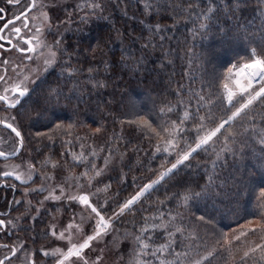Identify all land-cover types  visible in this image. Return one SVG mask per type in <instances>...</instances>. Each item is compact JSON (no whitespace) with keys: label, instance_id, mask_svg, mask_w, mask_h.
I'll return each mask as SVG.
<instances>
[{"label":"trees","instance_id":"1","mask_svg":"<svg viewBox=\"0 0 264 264\" xmlns=\"http://www.w3.org/2000/svg\"><path fill=\"white\" fill-rule=\"evenodd\" d=\"M99 2L87 22L79 8L63 13L71 24L58 67L30 93L20 118L43 170L89 174L108 163L112 199L102 212L111 215L194 146L200 116L203 135L230 115L219 98L222 76L252 50L264 55V0ZM141 117L151 127L135 122ZM173 122L180 131L170 136ZM232 128L239 134L227 145L221 130L207 152L194 153L116 223L148 226L156 243L171 240L167 255L180 253L177 264H264L257 247L264 246V97ZM172 139L175 147L163 151Z\"/></svg>","mask_w":264,"mask_h":264},{"label":"rangeland","instance_id":"2","mask_svg":"<svg viewBox=\"0 0 264 264\" xmlns=\"http://www.w3.org/2000/svg\"><path fill=\"white\" fill-rule=\"evenodd\" d=\"M93 2L99 4V7L93 9L88 6ZM37 5L38 7H36V12L34 13V23L44 29H42V35H39V39L43 44L37 46V52L30 63L22 62L19 66H14L13 64L10 67L8 78V86L16 84H21V86L26 85L29 94L32 90L38 88L46 75L58 67L61 50L63 48L62 40L69 30V24H71V22L69 24L67 23L69 21L67 18L60 19L63 13H65L66 10L67 13H69L68 11L71 10L72 7H76L79 8L77 14H81L82 17H85L89 15L90 11L100 9L101 7L99 0H37ZM81 5H84V7L81 8ZM41 12L47 13L49 18L48 21L45 22L43 20ZM48 33H50V35H48ZM57 41L59 42L58 44ZM50 49L55 52L56 55L53 58L54 62L51 67H46L45 60L49 58ZM12 63L14 62H9V65ZM25 77H27V79H25ZM259 87V84H254L255 89ZM172 141V146L166 143L162 149L167 146L168 151L172 150L176 142L175 139H172ZM30 146V142L26 141L24 158L20 160L18 164H13L14 167H12V169L21 177V179H19L21 180V184L28 186V188H32L31 191H36L37 195H34V202H38V204L35 206L34 210H38L40 215L41 210L45 209V211L53 214L50 219L49 216L46 218L49 223L41 227V230L45 232L49 229V236L54 237L56 242H59V245L54 246L52 250L60 249L63 251V245L67 242L68 251L72 245L79 246L88 236L94 234L98 217L95 213L91 212L89 206L80 203L77 199H71V197L87 195L91 206L96 207L106 221L109 217H114L111 220V227L107 232L102 234L101 237L92 240L90 246L82 250V259L70 257L67 260V264H85V261L87 264H136L139 246L135 237L141 236L151 244L152 247L147 250L149 253L161 245L160 243H156L151 233L150 235L147 234L149 231L148 226V231L141 232L143 226L127 228L121 227L116 223L119 219H126L129 210L147 193L141 197L138 202L131 205L130 209H126L122 215H115L120 212L121 208L115 210L111 215H106L102 212V209L107 207L106 205L109 199H112V193L109 190L110 187L107 181L103 180L110 170V166H107L108 163L105 162L98 167L94 166V169H92L87 176L83 175L85 172H72L68 174L47 172L43 170L46 166L43 164L40 166L37 164L38 161L35 162L34 159L31 158L32 150ZM29 165H33L34 169H30ZM96 172L100 174L96 175ZM29 173H31L30 176ZM24 180H27V183H24ZM95 182H98L99 186H95ZM61 189H63V192H61ZM52 196L60 197V199L50 198ZM133 196H131V198ZM106 198L108 199L105 200ZM98 202L101 204L100 207L98 206ZM34 216L36 217L37 213H35ZM70 224L72 225L71 229L68 228ZM53 231L56 235H52ZM60 233H64V239L60 238ZM169 241L171 240L168 239L164 244H170L171 242ZM29 244L32 243L30 242ZM167 253L168 250L156 253V255L140 256V260L147 261L148 264H160L161 259L170 261L175 260L177 264L178 258L175 256L169 258Z\"/></svg>","mask_w":264,"mask_h":264},{"label":"flooded vegetation","instance_id":"3","mask_svg":"<svg viewBox=\"0 0 264 264\" xmlns=\"http://www.w3.org/2000/svg\"><path fill=\"white\" fill-rule=\"evenodd\" d=\"M29 7L30 0H20L19 3L11 4L8 0H0V8L4 9L0 14V29H2L0 35L6 37L0 40V45H3L0 47V77L3 78L0 79V95L7 94L9 101H14L18 95L10 91L15 85L8 86L10 67L13 64L19 66L22 62L30 63L37 52V47L35 52H22L18 48L27 49L29 45L24 43L27 39H32V46H36L33 37L38 34L37 28L43 29L34 23L36 8L27 11ZM24 12H27V28L23 26L25 17L22 15L21 19L15 20V24H9L4 28L6 21L14 20L17 15ZM13 27H20L21 32L19 34L12 32ZM9 40L11 43L8 42ZM13 45H18V48ZM9 62L14 63L9 65ZM29 95L27 93L22 97L14 108L0 101V152H4L7 157V159L0 157V220L4 221V224L0 225V261L3 264H57L58 260L63 259L62 256H46L44 252H51L59 242L49 236V229L46 232L41 230L42 226L49 223L46 218L49 216L50 219L53 214L45 209L41 210L40 215L38 210H34L38 204L34 202L36 191H31L32 188L21 184V180L16 179L17 172L12 169L13 164H18L24 158L26 142L20 115ZM8 124L20 133L19 137L12 128L7 127ZM5 171L12 172L13 175L4 176L2 173ZM35 213H37L36 217ZM30 242L32 244H29ZM63 246V252L67 253V242ZM64 264H67V260H64Z\"/></svg>","mask_w":264,"mask_h":264},{"label":"snow or ice","instance_id":"4","mask_svg":"<svg viewBox=\"0 0 264 264\" xmlns=\"http://www.w3.org/2000/svg\"><path fill=\"white\" fill-rule=\"evenodd\" d=\"M20 0H8V3H19ZM89 7L95 9L99 7V4L91 3L88 5ZM38 7L37 0H30V7L27 11H31L32 8ZM81 8L84 7V5L80 6ZM213 9H209L211 12ZM4 12V9L0 8V14ZM21 15L25 17L24 20V27L27 28V12L21 13L20 15H17L14 20L6 21L4 24V28H7L9 24H15V20L21 19ZM41 15L43 16V20L46 22L48 21V15L45 12H41ZM207 18V17H205ZM35 19V17H34ZM82 20L84 22H87V16L83 17ZM50 27V25H49ZM207 25L202 24L201 28H206ZM2 31V29H0ZM12 32L19 34L21 32L20 27H13L11 29ZM38 35L36 37H33V39L36 40V46H32V39L24 40V43L29 45L27 49L18 48V45H13V47H17L20 51H29V52H35L37 46H41L43 42L39 39V35H42V28H37ZM6 39L5 36L0 35V40ZM11 43V41H8ZM59 42L57 41V44ZM0 47H3V45H0ZM56 53L49 50V58L45 60L46 67H51L52 63L54 62V57ZM251 59L249 61H245L238 64H232L230 67L227 68V72L223 74L222 76V83L220 87L222 88V91L219 93V98L221 100V106L224 107L227 111L230 112V115H228L226 118H220L219 122L216 124V126L208 131H206L203 135H200V129L204 128V116H200V124L196 126V131L198 133L196 141L194 143V146L187 145L186 148L177 156V159L174 163L171 164L170 168H167L165 172L161 173L159 178L156 181H153L147 185L144 186L143 189L140 190L135 196H133L131 199L127 200L124 205L121 207L120 212L116 213V216L122 215L123 212L126 209H130L131 205L138 202L141 197H143L146 193L150 192L155 185L159 184L161 181L164 180L165 176H168L173 173L174 170L178 169L180 165H184L186 161H189L193 158V154L197 153L199 151L207 152L209 148H211L215 143L216 140L214 138L218 137V134H221V130L224 131V134L222 136V139L225 142V145H227V142L229 140V137L235 138L239 133L235 132L232 128V124L234 121H237L239 119H243L244 117L248 116L249 109L253 105L255 101L258 99H261L264 97V55L257 54L255 50H252L251 52ZM0 79H3L0 77ZM27 79V77H25ZM254 84H259L260 87L258 89L254 88ZM9 90H6V92ZM13 93H17V98L14 101H9V97L7 94L0 95V101L5 102L8 107H16L17 104L20 103V99L24 97L28 93V88L26 85L21 86V84H16L13 88L10 89ZM239 97L240 99H237ZM200 99L203 100L204 97L200 96ZM235 101V102H234ZM242 101V102H241ZM171 109H169L170 111ZM197 112H199V109H197ZM185 118H189V114L185 112ZM209 119H212L211 116H209ZM136 123L145 125L147 127H151L148 123V121L144 120L142 117L138 118ZM181 124H183V121H181ZM225 125H229L228 128H225ZM7 127L12 128V131L16 133V135L19 137L20 133L12 127L11 124H8ZM62 126L60 124L56 125V128H61ZM72 128V125H69L66 129V131L70 130ZM153 132H156V129H151ZM165 131H169L168 129H164ZM100 129L97 128L96 132H99ZM178 131H180V127L176 125L175 122L172 124L171 131H169L170 136H174ZM159 136V133H157ZM169 146L173 145V141L169 140L168 142ZM22 144V139H21ZM230 150V149H228ZM157 151H161L159 147H157ZM163 151L168 152V147L166 146ZM95 154V153H93ZM0 157L5 156L4 152H0ZM74 159H78L77 157H73ZM79 159H82V155ZM217 159H219V155H217ZM214 163V162H213ZM30 169H34L33 165H29ZM4 176L13 175L12 172L5 171L2 173ZM96 175H99V172L95 173ZM31 173H29V176ZM83 175L87 176V173H84ZM16 179H21L19 175L16 176ZM24 183H27V180L23 181ZM42 190V189H41ZM61 192H63V189H61ZM50 198L54 199H60V197L52 196ZM191 197L188 195H185L183 199L185 202L189 200ZM71 199H77L80 203L87 205L90 207L91 212L95 213L98 217L95 225L94 234L88 236L83 243H81L79 246L72 245L67 253H64L60 249H54L51 252H44V255H51L53 257H60L62 256V260H58L57 264H64V260H68L70 257H76L78 259H82V250L84 248H87L90 246V243L92 240L97 239L102 236V234H105L107 230L111 227V220L114 217H109V219L106 221L105 218L100 214L98 209L94 206H91L89 202V197L87 195L83 196H74L71 197ZM259 199L262 202V206H264V187L261 188L259 193ZM201 220H203V217H200ZM4 221L0 220V225H3ZM264 227V226H262ZM68 228L71 229L72 225H68ZM148 231V227H142L141 232ZM176 231H182V229L177 228ZM52 235H56V233L53 231ZM60 238L64 239V233H60ZM135 240L138 244V250H137V259L136 264H148L147 261L140 260V256H147V255H156V253L159 252H165L170 247V244H161L158 247H156L151 253H149L147 250L151 248V244L141 236L135 237ZM262 249V254L260 259L264 260V246H257ZM253 252L256 251V248L252 249ZM15 255V253H13ZM181 254L175 253V256L179 258ZM249 255L248 252L244 253V256L247 257ZM207 259V257H205ZM0 264H3L2 261H0ZM85 264L87 262L85 261ZM160 264H176L175 260H160ZM195 264H202L201 260H196Z\"/></svg>","mask_w":264,"mask_h":264}]
</instances>
